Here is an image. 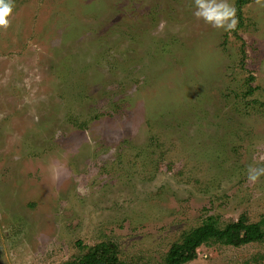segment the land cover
<instances>
[{"label": "rangeland", "instance_id": "1", "mask_svg": "<svg viewBox=\"0 0 264 264\" xmlns=\"http://www.w3.org/2000/svg\"><path fill=\"white\" fill-rule=\"evenodd\" d=\"M237 9V0H232ZM192 0H15L0 27V264L102 242L164 264L203 222L264 217V0L225 32ZM188 264H264V242Z\"/></svg>", "mask_w": 264, "mask_h": 264}, {"label": "trees", "instance_id": "2", "mask_svg": "<svg viewBox=\"0 0 264 264\" xmlns=\"http://www.w3.org/2000/svg\"><path fill=\"white\" fill-rule=\"evenodd\" d=\"M250 0H237L239 26L243 25L242 8ZM264 242V217L254 223L241 216L237 221L221 225L216 217H208L203 222V231L193 230L185 233L180 242L174 243L166 255L164 264H188L198 256V249L203 245L219 243L234 247ZM69 264H126L120 259L118 246L102 242L89 247L88 252ZM248 264V263H245Z\"/></svg>", "mask_w": 264, "mask_h": 264}, {"label": "clouds", "instance_id": "3", "mask_svg": "<svg viewBox=\"0 0 264 264\" xmlns=\"http://www.w3.org/2000/svg\"><path fill=\"white\" fill-rule=\"evenodd\" d=\"M192 15L215 29L231 32L238 27L237 9L232 0H192ZM15 12V0H0V27L7 28ZM247 180L255 183L264 177V165H249Z\"/></svg>", "mask_w": 264, "mask_h": 264}]
</instances>
